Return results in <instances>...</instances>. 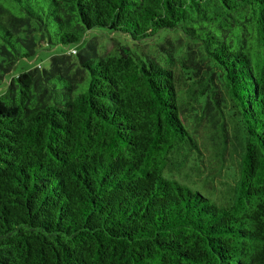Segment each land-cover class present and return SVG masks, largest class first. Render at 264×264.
I'll return each mask as SVG.
<instances>
[{
	"label": "trees",
	"instance_id": "trees-1",
	"mask_svg": "<svg viewBox=\"0 0 264 264\" xmlns=\"http://www.w3.org/2000/svg\"><path fill=\"white\" fill-rule=\"evenodd\" d=\"M5 80L0 264H264V0H0Z\"/></svg>",
	"mask_w": 264,
	"mask_h": 264
},
{
	"label": "rangeland",
	"instance_id": "rangeland-1",
	"mask_svg": "<svg viewBox=\"0 0 264 264\" xmlns=\"http://www.w3.org/2000/svg\"><path fill=\"white\" fill-rule=\"evenodd\" d=\"M107 46H109V42L105 43ZM75 46H68V47H64V48H50L48 50H38L36 55L28 60H21L17 63L16 68L14 70V72H22L24 70H28L30 68H33L37 65H41L43 68H48L49 67V57L55 54H58L61 50L65 51L67 49H72ZM24 69V70H23ZM206 67L205 66H201L200 69V74H203L206 72ZM5 84V85H4ZM4 84L1 83L0 86V94H3L4 92H6V80L4 82ZM227 125V131L229 133V136L231 133H233V123L230 121H227L226 123ZM230 142L232 143V140L230 138ZM238 161V157H235L234 160H230L228 157H226V161H225V166L223 169V172L221 174V177L219 179V182L222 183L223 185L220 186V188L223 190V187L225 188L226 186H231L234 184V181L236 180L237 177V164ZM205 166H207L206 160L204 162Z\"/></svg>",
	"mask_w": 264,
	"mask_h": 264
}]
</instances>
